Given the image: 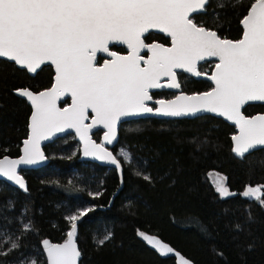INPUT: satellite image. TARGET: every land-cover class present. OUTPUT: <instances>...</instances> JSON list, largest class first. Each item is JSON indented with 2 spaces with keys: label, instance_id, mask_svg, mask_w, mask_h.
Wrapping results in <instances>:
<instances>
[{
  "label": "trees",
  "instance_id": "trees-1",
  "mask_svg": "<svg viewBox=\"0 0 264 264\" xmlns=\"http://www.w3.org/2000/svg\"><path fill=\"white\" fill-rule=\"evenodd\" d=\"M223 2L220 8L210 0L194 22L238 40L254 0L235 8ZM146 39L167 41L154 32ZM213 65L205 62L199 69L210 73ZM54 74L51 65L32 76L0 59V158L19 156L28 137L32 108L17 92L49 88ZM179 80L187 93L212 88L183 73ZM153 96L174 95L160 90ZM243 113H264V104H249ZM235 134L234 125L214 115L124 122L110 147L122 164V179L116 168L85 160L74 135L47 144L48 165L22 171L25 191L0 180V253H7L0 254V264H46L43 241L66 240L67 217L84 209L92 210L76 221L80 264H180L179 256L190 264H264V206L240 194L264 186V147L238 157ZM101 135L96 132L94 139L100 142ZM121 148L129 150L131 162L118 155ZM211 171L226 176L232 195L221 196ZM140 233L156 235L176 253L161 255ZM106 234L110 239L99 245ZM10 242L18 247L10 249Z\"/></svg>",
  "mask_w": 264,
  "mask_h": 264
},
{
  "label": "snow or ice",
  "instance_id": "snow-or-ice-1",
  "mask_svg": "<svg viewBox=\"0 0 264 264\" xmlns=\"http://www.w3.org/2000/svg\"><path fill=\"white\" fill-rule=\"evenodd\" d=\"M208 3L209 0H0V57L32 73L42 65L55 68V82L50 89L38 94L19 90L34 109L31 134L24 141L21 158L0 159V176L25 188L17 166L44 159L40 142L68 129L79 134L85 156L107 159L120 168L116 156L92 141L91 128L103 125L107 129L104 139L112 143L121 117L154 111L146 101L153 99L151 89L164 87L162 77L170 78L168 88L178 89L176 69L200 76L197 63L212 57L219 62L209 77L214 82L211 91L179 95L171 101L158 100L160 108L156 113L185 116L209 112L226 117L239 128V135L232 139L233 151L241 158L264 146V114L248 117L241 112L249 102H264V0H254L249 5L238 40L221 38L216 31L194 22L193 14L206 12ZM242 3L243 0H230L233 8ZM217 7H225L223 0H217ZM153 29L166 34L171 47L145 43L146 34ZM110 44L126 45L130 54L110 51ZM142 50L151 55L145 59L140 55ZM97 53H106L111 59H104L98 66ZM67 94L71 96V107H57V100ZM89 109L95 119L87 125L84 121ZM121 156L128 162L132 160L129 153L121 151ZM262 189L264 186L249 187L242 195L264 206ZM217 190L222 195H232L222 184ZM91 210L67 217L70 231L64 243L43 241L46 264H78L81 252L75 240L76 221ZM140 235L161 255L173 252L168 245ZM108 239L110 234L97 243L103 245ZM16 247L18 244L10 242V249ZM180 259L182 264H190L184 257Z\"/></svg>",
  "mask_w": 264,
  "mask_h": 264
},
{
  "label": "water",
  "instance_id": "water-1",
  "mask_svg": "<svg viewBox=\"0 0 264 264\" xmlns=\"http://www.w3.org/2000/svg\"><path fill=\"white\" fill-rule=\"evenodd\" d=\"M209 1H210V0H209ZM208 4H209V3H208ZM208 4H207V5H208ZM207 5H206V6H207ZM194 15H196V13H194L193 16H194ZM190 18H192V17H190ZM241 25H242V24H241ZM205 28H207V27H205ZM207 29H209V28H207ZM210 30H213V29H210ZM214 31H215V30H214ZM151 32H154V33H157V34L163 35V36H165L166 38H169V37H167L166 34H164V33H160L158 30L153 29V30H150V33H151ZM216 32H217V31H216ZM148 35H149V34H146V36H148ZM217 35L220 36L218 33H217ZM146 36H145V37H146ZM220 37H221V36H220ZM221 38H222V37H221ZM230 40H231V39H230ZM150 43H151V42H149V44H150ZM153 43H158V42H153ZM160 44H161V43H160ZM109 47H125V48L127 49V46H126V45H117V46H113V45L110 44ZM165 47H166V46H165ZM127 50H128V49H127ZM128 51H130V50H128ZM102 55L105 56V57H108L106 53H103ZM119 55H121V54H119ZM128 55H129V54H128ZM140 55H141V56H145V55H146V56L149 57V56L151 55V53L148 52L147 50H142L141 53H140ZM148 57H147V58H148ZM108 58L111 59V57H108ZM0 59H7V60H9V59L6 58V57H0ZM9 61H11V60H9ZM211 61H213L215 64L219 62V61H218V58H215V57H212V58H208V59H206V60L199 61V62L197 63V69H196V70L199 71V72H201V71L199 70L200 65L203 64V63H205V62H211ZM11 62L15 63L14 61H11ZM15 64H16V63H15ZM215 64H214V65H215ZM49 65H50V64H49ZM16 66L19 67V68H21V69H26V68H24V67H22V66H20V65H18V64H16ZM44 66H46V65H42V66H41V69H42ZM51 66L53 67V69H54V73H55V68H54V66H53V65H51ZM26 70H27V69H26ZM38 71H40V69H38L35 73L29 72V71L27 70V72H28L30 75H32V76H35V75L38 73ZM175 71H176V79H177V82L180 84V88H178V89L168 88V87H167V84L171 82L170 78H169V77H162L161 80H160V83H161L162 85H164V87H161V88H159V89H151V90H150V95H152L153 99H152V100H149V101H146V104H147L148 107L153 108L154 111H153L152 113H141V114L130 115V116H127V117H121L120 121H118V123H117V125H116V136H115V139H114V140L112 141V143H110V144L104 139V137H105V135H106V133H107V129H105V128L103 127V125L98 124V125H96L95 127H92V128H91V131L89 132V136L91 137L92 141H94L96 144H102V145H103L108 151H110V152L113 154V156H116V155L113 153V151L110 149V147L114 146V145L118 142V139H119V132H120V127H121V125H122L124 122H127V121H133V120H139V119H149V118H155V119H161V120H175V119H181V118H195V117H200V116H204V115H214V116H216V117H218V118H221V119L227 121L228 123H230V124H232V125L235 126V128H236V134H235V135H239V128H238V126H236L232 121H229L226 117L220 116V115H218V114H216V113L200 112V113H196L195 115H185V116H164V115L157 114L155 110L158 109V108H160V105L156 103V101H158V100L171 101V100H174V99L176 98V96H179V95H188V96L198 95V94H201V93H204V92L211 91V89L214 87V82L211 81V80L209 79V77H210L211 75L214 74V71H215L214 67H213V69H212V71H211L210 73H204V72H201V75H200V76H196V75H194L193 73L186 72V71L183 70V69H176ZM181 73L186 74V75H188V76H190V77H193V78H195V79H204V80H207V81H209V82L212 84V88L209 89V90H207V91H202V92H194V93H187V92H184V91H183L182 84H181V82H180V80H179V75H180ZM54 82H55V74H54V78H53V84H54ZM53 84L51 85V87L53 86ZM51 87L46 88V89H43V90L38 91V92L33 91V90H31V89H28V88H26V89L32 91L34 94H38V93H40V92H42V91H46V90L50 89ZM21 90H24V89H21ZM160 90L169 91V92H171V93H174V94H173L174 96L171 97V98H155V97L153 96V93L156 92V91H160ZM17 94H18V96L22 97L23 99H25V100L28 102V104H29V105L31 106V108H32V113H33L34 109H33L32 105H31V102L28 101L27 98L21 96V95L19 94V91L17 92ZM67 99H69V103H68L67 105H65V106H62V104H63ZM71 103H72V101H71V96H70V94H67V95H65V96L60 97V98L57 100V107H60V108L71 107ZM249 104H264V102H260V101L249 102L248 104H245V105L241 108V112H242V113H243V108H244L245 106L249 105ZM32 113H31V115H32ZM243 114H244V113H243ZM262 114H264V113H258V114H255V115H262ZM244 115H245V114H244ZM255 115H253V116H255ZM245 116H246V115H245ZM30 117H31V116H30ZM248 117H252V116H248ZM93 119H95V113H93V112L91 111V109H89V110H88V119L85 120L84 123L87 124V125H90ZM29 125H30V120H29ZM28 129H29V132H28V137H27L26 139H28V138L30 137V134H31L30 127H29ZM98 131H101V132H102L100 142H98V141H96V140L94 139V134H95L96 132H98ZM69 134L74 135V136H75V139L79 142L80 147H81V152H82V155H83V157H84L85 160H89V161H92V162L98 163V164H100V165H109V166H111V167L116 168V169L118 170V172H119V175H120L121 179H122V164H121V167L118 168L116 165H113V164H111L110 162H108L107 159H99L98 156H92V155L85 156V155H84V149H83V144H84V142L80 139L79 134L76 133V131H75L74 129H68V130H66V131H64V132H58V133H56L54 136H52L50 139L42 140V141L40 142V151L43 153L44 159H42V160H38V162L35 163V164H29V165H18V166H17V174L23 178L24 183H25V188H21L19 185L15 184L14 181H10V180H8L6 177H3V176H0V180H1V181H5V182L9 183L11 186L17 187V188H19V189L25 191V189H27V182H26L25 177H24L23 174H22V171H23V170H27V169H38V168H42V167L46 166V165L49 163V157L47 156V153H46L44 147H45L47 144L52 143V142H54L55 140L60 139V138H63V137H65V136L69 135ZM235 135H234V136H235ZM26 139H25V140H26ZM25 140H24V141H25ZM24 141H23V144H22V146H21V154H20L19 156H17V157L4 156V157H8V158H10V159H19V158H21V157L23 156ZM233 142H234V141H233ZM234 147H235V142H234ZM263 147H264V146L257 147V148L254 149V150H257V149H260V148H263ZM254 150H251L249 153L253 152ZM245 154H248V153H245ZM4 157H2V158H0V159H3ZM116 158H117V156H116ZM117 159H118V158H117ZM118 160H119V159H118ZM75 240H76L77 248H78V250L81 252V250H80V248H79V245H78V243H77V239L75 238ZM65 241H66V240H64V241H62V242L53 243V244H62V243H64ZM43 252H44L45 257H46L47 253H46L45 248H44ZM81 258H82V253H81V256H80V258H79V260H78V264H80V262H81Z\"/></svg>",
  "mask_w": 264,
  "mask_h": 264
},
{
  "label": "rangeland",
  "instance_id": "rangeland-1",
  "mask_svg": "<svg viewBox=\"0 0 264 264\" xmlns=\"http://www.w3.org/2000/svg\"><path fill=\"white\" fill-rule=\"evenodd\" d=\"M200 70V69H199ZM174 94V93H173ZM121 151H123V152H126V153H129L130 154V152H129V150L128 149H125V148H121L120 149V152L118 153V155L119 156H121ZM121 157H123V156H121ZM125 160H126V158L125 157H123ZM209 176H210V179H211V181H212V183L216 186V188H218V186L219 185H223L224 186V188H226L227 189V192H229L230 193V190H229V188H228V186H227V184H226V176L224 175V174H222V173H220V172H218V171H211L210 172V174H209ZM249 187H253V186H249ZM249 187H247V188H249ZM247 188H245L240 194L242 195V193L247 189ZM253 188H255V187H253ZM219 192V191H218ZM220 194H221V192H219ZM221 196H223V197H227L228 195L227 194H221ZM243 196V195H242ZM245 197V196H244ZM247 198H249V197H247ZM144 234V236H147V237H151V238H153L154 240H158V241H160V243L161 244H166V245H168L170 248H172L169 244H167V243H165L164 241H162L159 237H157L156 235H153V234H147V233H143ZM143 237V236H142ZM143 239H144V237H143ZM145 240V239H144ZM145 241H147V240H145ZM148 242V241H147ZM149 243V242H148ZM150 244V243H149ZM151 246H153L152 244H150ZM154 247V246H153ZM154 248H156V247H154ZM157 249V248H156ZM173 249V248H172ZM158 250V249H157ZM159 251V250H158ZM174 253H176V251L173 249V252L172 253H170V254H174ZM180 257H182V256H179V262H180V264H182V261H181V259H180Z\"/></svg>",
  "mask_w": 264,
  "mask_h": 264
},
{
  "label": "built area",
  "instance_id": "built-area-1",
  "mask_svg": "<svg viewBox=\"0 0 264 264\" xmlns=\"http://www.w3.org/2000/svg\"><path fill=\"white\" fill-rule=\"evenodd\" d=\"M146 37H145V43L149 44V41H147ZM158 43H161V44H163L166 47H171L170 38H167V41H164V42H160L159 41ZM109 50L110 51H115V52H117L118 54H121V55H128V54H130V51H128L125 47H109ZM143 57L145 59H147L148 56L145 55ZM104 59H109V58L103 56L101 53H97V64H98V66H100V65L103 64ZM141 66H144L143 63H142Z\"/></svg>",
  "mask_w": 264,
  "mask_h": 264
},
{
  "label": "flooded vegetation",
  "instance_id": "flooded-vegetation-1",
  "mask_svg": "<svg viewBox=\"0 0 264 264\" xmlns=\"http://www.w3.org/2000/svg\"><path fill=\"white\" fill-rule=\"evenodd\" d=\"M153 42H159V41L155 40V41H152L151 43H153Z\"/></svg>",
  "mask_w": 264,
  "mask_h": 264
},
{
  "label": "bare ground",
  "instance_id": "bare-ground-1",
  "mask_svg": "<svg viewBox=\"0 0 264 264\" xmlns=\"http://www.w3.org/2000/svg\"><path fill=\"white\" fill-rule=\"evenodd\" d=\"M50 161V160H49ZM48 165V164H47Z\"/></svg>",
  "mask_w": 264,
  "mask_h": 264
}]
</instances>
